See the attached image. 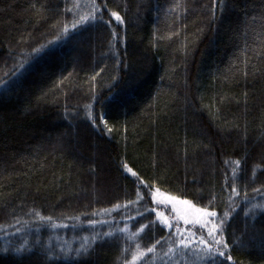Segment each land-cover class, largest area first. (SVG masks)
Instances as JSON below:
<instances>
[{"label":"trees","instance_id":"trees-1","mask_svg":"<svg viewBox=\"0 0 264 264\" xmlns=\"http://www.w3.org/2000/svg\"><path fill=\"white\" fill-rule=\"evenodd\" d=\"M97 4L103 19L72 29L89 0H0V226L21 221L0 231V264H151L177 229L209 239L153 220L156 191L218 217L235 210L226 256L203 264H264V211L245 214L264 199V0H228L215 19L213 0ZM112 11L124 23H106ZM111 221L144 225L137 244ZM85 236L98 239L76 256Z\"/></svg>","mask_w":264,"mask_h":264},{"label":"snow or ice","instance_id":"snow-or-ice-1","mask_svg":"<svg viewBox=\"0 0 264 264\" xmlns=\"http://www.w3.org/2000/svg\"><path fill=\"white\" fill-rule=\"evenodd\" d=\"M228 0H213V9H212V14L210 19H215L216 18V9L219 8L221 11L224 10V8L227 6ZM89 4L91 7V11L87 13V15H82L79 17V19H74V21L71 24L72 29H76L79 25L86 23L89 20H95L97 16H99L101 19H103L102 16V9L101 6L97 4V0H89ZM75 7H79L80 5L77 3L74 5ZM179 7V4L177 3L176 5ZM103 8H107V3L105 2L103 4ZM66 12H71L72 8H66ZM111 18H114L116 22L118 23H124L123 18L121 15L116 12L112 11L110 13V19L106 23H111ZM69 32V27L67 25L64 26L63 30L57 35V39L60 38V36L65 35ZM112 36L114 38V42L118 41L120 38L118 36V33L113 30ZM34 52H39L40 49L36 48L33 49ZM23 67V65H21ZM95 79V77H93ZM86 108L90 109L91 106L88 105ZM88 117L92 119L93 123H95V118L92 116L91 111L87 113ZM100 119L103 121V115H101ZM106 124V122H105ZM240 161L237 160L235 162L236 166H240ZM125 169L132 174V176H137V173L132 171L131 168H128L127 165L124 166ZM237 178V174L235 170H233L232 173V185H231V191L229 193L228 199L229 201H232L235 197H238L239 193L237 190V187L235 185V180ZM229 184V178L226 176L225 177V187H227ZM254 192H259L260 189H254ZM153 197H155V194L153 193ZM142 198V197H140ZM217 199L215 195L212 196V198L208 202V206H211L214 201ZM244 200H248V195L245 193V196L243 198ZM186 204H190V201H184ZM256 209H260L261 211H264V204H254L248 211L245 213L246 215L255 211ZM147 211H152L151 209H148ZM200 213V217L202 219H197L194 221L195 224L199 225L200 231H203L204 229H207V235L209 237L208 240H205L203 237H201L198 240L194 239H189V238H180L182 235V230L177 229V239L173 242L171 240V237L169 238V247L166 252L163 253L164 256L170 258V262L172 260H175L176 257H181V258H186L189 256V254L195 255L197 258V264H203L204 261L211 260L215 261L218 257L223 258L226 256V251L229 249V244L226 242L225 239L221 238L222 233L225 230L226 224L229 222L230 216L234 213V209H231L230 211H225L223 214V217H218L217 213L215 211H209L208 208L204 209H199L198 210ZM34 215L37 219L39 220H47L49 223L52 222V217H43L39 212H34ZM158 216H160V213H157ZM219 220V223H214V220ZM21 221L19 218H15L14 222L12 224H9L7 226H0V231H4L5 234H7V229L8 228H13L15 227L16 224H19ZM89 223H96V221H89ZM154 223V222H152ZM163 223L165 225H168L169 227V222L167 219H163ZM185 223H189L188 220L185 219ZM211 224L212 226L209 228L208 225ZM56 226V225H53ZM63 226V225H62ZM22 229L21 228H15L16 232H20ZM121 231H124L121 229ZM106 236H111L112 233L108 232L105 233ZM194 236L195 234H191ZM82 243L80 244L79 248H76L75 254L76 256H80L82 254L88 253L89 249L92 247V244L98 239L97 236H91V237H82ZM91 241V242H90ZM161 241H156V245H153L152 247L147 248V253H154L156 246L159 245ZM25 244H27V241H25ZM25 250V245L22 244L18 248L15 249L16 252H22ZM30 251V249H29ZM126 251V250H125ZM9 252V249L7 248H0V255H7ZM64 255L67 256L69 253L67 250L64 248L60 249L59 253L53 252L52 250H48V258H55L58 255ZM146 255L145 252H138L137 254L133 255L132 260L137 261L141 257H144ZM227 260L231 261L233 258L231 255H228ZM169 262V264H170ZM125 264H129L128 261H125Z\"/></svg>","mask_w":264,"mask_h":264},{"label":"rangeland","instance_id":"rangeland-1","mask_svg":"<svg viewBox=\"0 0 264 264\" xmlns=\"http://www.w3.org/2000/svg\"><path fill=\"white\" fill-rule=\"evenodd\" d=\"M154 198V202L156 204V207H154L153 213H154V218L153 220L159 221L162 225H165L163 223V219H167L168 222L169 220L173 219H178L182 222L185 223V219L189 221L187 224H193L194 221L197 219H202L200 217L199 213V207L194 206L193 204H186L184 203V199L181 198H176L171 195L156 191ZM261 204H264V199L258 201ZM157 213H160L161 215L158 216ZM215 223V220L213 221ZM118 224V222L113 223L112 221L110 222V225L115 227ZM132 224L129 223L128 221H124L122 224H118L116 231L121 232L124 237L132 242V245L137 244V239L139 234L143 231L144 225H138L137 228H132ZM170 225V222H169ZM168 226V225H165ZM212 225L209 224L208 227L210 228ZM169 228V227H168ZM123 229L124 231H121ZM207 230V229H206ZM189 239H194L198 240L199 238L196 237L195 235L188 237ZM206 240V239H205ZM194 259H197L195 255L189 254L188 257L186 258H181V257H176L175 260H172L170 262V258L164 256L163 254L156 259H154L151 264H194ZM132 263H135L136 261H131ZM197 264V263H196Z\"/></svg>","mask_w":264,"mask_h":264}]
</instances>
